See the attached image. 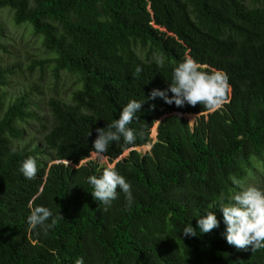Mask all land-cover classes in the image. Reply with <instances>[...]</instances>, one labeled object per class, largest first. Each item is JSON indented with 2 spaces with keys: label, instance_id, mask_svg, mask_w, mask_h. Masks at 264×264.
I'll use <instances>...</instances> for the list:
<instances>
[{
  "label": "trees",
  "instance_id": "16d2710c",
  "mask_svg": "<svg viewBox=\"0 0 264 264\" xmlns=\"http://www.w3.org/2000/svg\"><path fill=\"white\" fill-rule=\"evenodd\" d=\"M4 7L43 37L53 57L37 63L52 65L57 79L74 75L79 86L68 101L51 97L43 116L29 92L5 104L9 70L0 68V264H264V248L227 243L220 210L247 188L239 182L256 169L253 159L264 162V0H0ZM189 57L229 77L221 109L147 101ZM131 100L145 103L129 125L137 139L110 143L104 157L133 199L118 188L105 211L88 177L110 165L91 159L92 142ZM32 119L42 142L21 145ZM29 157L38 169L31 180L19 171ZM37 206L64 218L47 235L29 226ZM210 211L218 228L182 235Z\"/></svg>",
  "mask_w": 264,
  "mask_h": 264
},
{
  "label": "clouds",
  "instance_id": "9594fccd",
  "mask_svg": "<svg viewBox=\"0 0 264 264\" xmlns=\"http://www.w3.org/2000/svg\"><path fill=\"white\" fill-rule=\"evenodd\" d=\"M157 63L162 66V59H158ZM200 69L201 65L198 62L190 57L186 58L173 69L172 80L168 87L163 90L152 89L147 96V101L160 98L164 103L175 104L178 108L186 104L192 107L199 104L209 112L221 109L230 102L229 77L220 70L207 72ZM141 72L142 68L137 66L133 75L138 76ZM169 92L172 93L171 96ZM144 104L142 101H129L123 107L118 119L104 128L96 129L98 135L92 142V147L97 158L104 157L112 142H119L123 139L125 144L131 145L136 141L135 131L129 125L132 124L136 113L141 111ZM155 107V104L151 105L152 109ZM19 171L26 179H35L38 171L36 160L32 157L27 158L22 162ZM88 183L93 188L91 192L93 199L102 203L105 211L117 199L118 188L125 194L129 205L132 202L131 185L116 171L114 166L106 167L99 178L96 175L89 176ZM220 210L226 225L224 235L229 245L244 251H247L249 247L252 251L264 248V191L250 186L234 195L230 204L220 206ZM50 218L51 223H47ZM61 219H64L61 214L54 217L53 213L44 206L35 207L27 217L30 228L35 230L39 226L45 235ZM219 223L214 212L210 211L197 219L196 227H193L191 223L184 227L182 235L197 237V231L207 234L218 228ZM75 264H84L83 258H78Z\"/></svg>",
  "mask_w": 264,
  "mask_h": 264
},
{
  "label": "rangeland",
  "instance_id": "374dc122",
  "mask_svg": "<svg viewBox=\"0 0 264 264\" xmlns=\"http://www.w3.org/2000/svg\"><path fill=\"white\" fill-rule=\"evenodd\" d=\"M0 22L4 27V32L0 35V68L8 69L9 81L1 88L5 93V104L17 95L29 92L30 98L34 103H39L41 115L48 116V101L51 97H59L68 101L71 99L72 90L77 88V78L67 72H62L60 79L54 74L53 66L43 67L38 64V59L51 58L53 54L43 45V37L34 32L28 22L21 24L14 20V11L11 8H0ZM190 122H194L196 114H185ZM25 135L21 140V145L40 144L43 139V129L41 123L32 119L23 124ZM155 125L152 129V138L155 141L157 134L154 135ZM151 144L138 148L140 151H148ZM127 154L125 152L120 158ZM91 159H97L101 163L114 166L109 163L106 157L102 159L92 154ZM256 169L245 179L239 182V187L254 186L264 191V162L253 159Z\"/></svg>",
  "mask_w": 264,
  "mask_h": 264
}]
</instances>
